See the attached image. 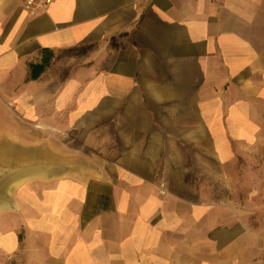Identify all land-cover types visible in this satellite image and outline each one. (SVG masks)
<instances>
[{"label": "crops", "instance_id": "crops-1", "mask_svg": "<svg viewBox=\"0 0 264 264\" xmlns=\"http://www.w3.org/2000/svg\"><path fill=\"white\" fill-rule=\"evenodd\" d=\"M263 130L264 0H0V260L264 264Z\"/></svg>", "mask_w": 264, "mask_h": 264}, {"label": "rangeland", "instance_id": "rangeland-1", "mask_svg": "<svg viewBox=\"0 0 264 264\" xmlns=\"http://www.w3.org/2000/svg\"><path fill=\"white\" fill-rule=\"evenodd\" d=\"M235 170L234 200L250 209L252 228L264 233V130L251 147L237 152ZM2 260L4 264H17L11 258Z\"/></svg>", "mask_w": 264, "mask_h": 264}, {"label": "built area", "instance_id": "built-area-1", "mask_svg": "<svg viewBox=\"0 0 264 264\" xmlns=\"http://www.w3.org/2000/svg\"><path fill=\"white\" fill-rule=\"evenodd\" d=\"M24 8L31 14L37 15L45 11L53 0H21ZM164 193V191H162Z\"/></svg>", "mask_w": 264, "mask_h": 264}, {"label": "water", "instance_id": "water-1", "mask_svg": "<svg viewBox=\"0 0 264 264\" xmlns=\"http://www.w3.org/2000/svg\"><path fill=\"white\" fill-rule=\"evenodd\" d=\"M3 168L0 166V181L2 180L3 178Z\"/></svg>", "mask_w": 264, "mask_h": 264}, {"label": "bare ground", "instance_id": "bare-ground-1", "mask_svg": "<svg viewBox=\"0 0 264 264\" xmlns=\"http://www.w3.org/2000/svg\"><path fill=\"white\" fill-rule=\"evenodd\" d=\"M1 200V199H0ZM1 204H2V201H0V206H1Z\"/></svg>", "mask_w": 264, "mask_h": 264}]
</instances>
